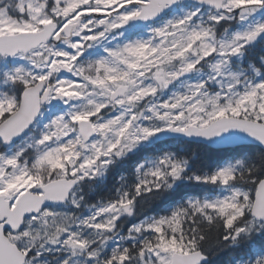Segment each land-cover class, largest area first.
Returning <instances> with one entry per match:
<instances>
[{
    "label": "snow or ice",
    "instance_id": "snow-or-ice-1",
    "mask_svg": "<svg viewBox=\"0 0 264 264\" xmlns=\"http://www.w3.org/2000/svg\"><path fill=\"white\" fill-rule=\"evenodd\" d=\"M0 264H264V0H0Z\"/></svg>",
    "mask_w": 264,
    "mask_h": 264
},
{
    "label": "trees",
    "instance_id": "trees-1",
    "mask_svg": "<svg viewBox=\"0 0 264 264\" xmlns=\"http://www.w3.org/2000/svg\"><path fill=\"white\" fill-rule=\"evenodd\" d=\"M129 168H130V165H125V166H123L122 168L118 169V170H117V173L120 172V171H127ZM114 175H115V174H114Z\"/></svg>",
    "mask_w": 264,
    "mask_h": 264
}]
</instances>
